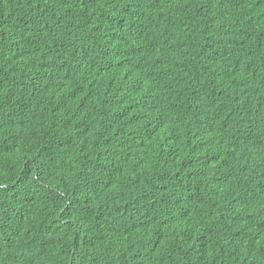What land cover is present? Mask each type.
Wrapping results in <instances>:
<instances>
[{
  "label": "trees",
  "instance_id": "obj_1",
  "mask_svg": "<svg viewBox=\"0 0 264 264\" xmlns=\"http://www.w3.org/2000/svg\"><path fill=\"white\" fill-rule=\"evenodd\" d=\"M0 264H264V0H0Z\"/></svg>",
  "mask_w": 264,
  "mask_h": 264
}]
</instances>
